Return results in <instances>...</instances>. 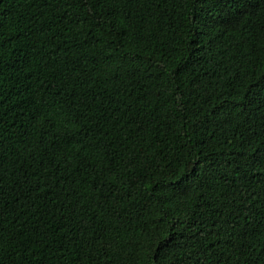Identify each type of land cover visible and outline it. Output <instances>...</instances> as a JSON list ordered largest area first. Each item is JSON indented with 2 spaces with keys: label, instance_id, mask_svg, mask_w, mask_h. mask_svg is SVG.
<instances>
[{
  "label": "trees",
  "instance_id": "trees-1",
  "mask_svg": "<svg viewBox=\"0 0 264 264\" xmlns=\"http://www.w3.org/2000/svg\"><path fill=\"white\" fill-rule=\"evenodd\" d=\"M0 264H264V0H0Z\"/></svg>",
  "mask_w": 264,
  "mask_h": 264
}]
</instances>
